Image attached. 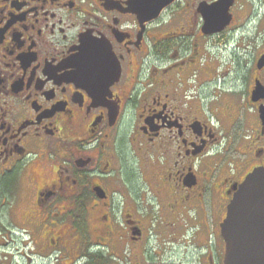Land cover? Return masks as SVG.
I'll return each mask as SVG.
<instances>
[{
	"label": "flooded vegetation",
	"instance_id": "af4514ba",
	"mask_svg": "<svg viewBox=\"0 0 264 264\" xmlns=\"http://www.w3.org/2000/svg\"><path fill=\"white\" fill-rule=\"evenodd\" d=\"M258 167L264 0H0L1 264H224Z\"/></svg>",
	"mask_w": 264,
	"mask_h": 264
},
{
	"label": "water",
	"instance_id": "95a60500",
	"mask_svg": "<svg viewBox=\"0 0 264 264\" xmlns=\"http://www.w3.org/2000/svg\"><path fill=\"white\" fill-rule=\"evenodd\" d=\"M152 9L159 11L154 2ZM221 234L226 243L224 264H264V167L249 173L237 188Z\"/></svg>",
	"mask_w": 264,
	"mask_h": 264
},
{
	"label": "rangeland",
	"instance_id": "374dc122",
	"mask_svg": "<svg viewBox=\"0 0 264 264\" xmlns=\"http://www.w3.org/2000/svg\"><path fill=\"white\" fill-rule=\"evenodd\" d=\"M235 156H238L237 154H235ZM210 186V185H209ZM219 214V213H218ZM212 219V218H211ZM216 236L219 240L222 239L220 237V232H219V228H218V231L216 232ZM26 239H22L19 240L16 243H14L13 245H11V250H9V256H15V259H14V262L13 264H24L26 262V258L25 256L22 255V253L25 251V252H30L29 250L31 249L30 246H24V244H22L21 242L25 241ZM27 242V241H26ZM0 250H2V247L0 246ZM1 251H0V264L2 263L1 262ZM190 254V252L188 253V255ZM185 256H187L185 254ZM61 262H64V261H61ZM185 263H188V264H202V261L200 259H196V258H185ZM5 264V263H4ZM39 264H43L42 262H40ZM46 264H59L56 262L55 258L54 260H50V262H47ZM65 264V263H64ZM67 264H70V263H67Z\"/></svg>",
	"mask_w": 264,
	"mask_h": 264
}]
</instances>
